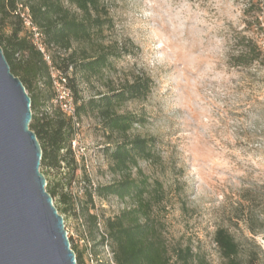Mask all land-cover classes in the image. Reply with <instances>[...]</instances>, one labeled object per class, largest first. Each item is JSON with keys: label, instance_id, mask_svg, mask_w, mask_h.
<instances>
[{"label": "rangeland", "instance_id": "rangeland-1", "mask_svg": "<svg viewBox=\"0 0 264 264\" xmlns=\"http://www.w3.org/2000/svg\"><path fill=\"white\" fill-rule=\"evenodd\" d=\"M104 3L113 24L105 29L102 42L115 47L118 55L91 83L78 74V88L87 100L139 75L152 79L147 99L128 102L120 112L144 120L130 135L156 138L158 157L141 161L139 168L151 181L163 184L165 200L155 212L164 223L169 246H191L212 264H223L214 236L219 228H226L243 244L254 239L257 263L264 264V232L252 235L236 217L246 188H256L262 197L255 209H264V65L231 64L242 36L264 49V0ZM5 32H11L10 25ZM82 46L90 48L75 45ZM49 53L64 56L56 48ZM60 72L74 77L72 68ZM51 108L49 103L41 112ZM108 142L97 115H83L71 143L75 163L63 162L58 170L41 167L71 245L82 253L84 264L112 258L109 247H94L88 226L74 213L86 202L87 190L118 179L110 172L104 152ZM133 174L137 175L136 169ZM62 194L69 196L73 207L62 201ZM94 199V212L105 218L130 205L116 197Z\"/></svg>", "mask_w": 264, "mask_h": 264}, {"label": "trees", "instance_id": "trees-1", "mask_svg": "<svg viewBox=\"0 0 264 264\" xmlns=\"http://www.w3.org/2000/svg\"><path fill=\"white\" fill-rule=\"evenodd\" d=\"M19 3L28 7L33 21L43 33L46 50L56 48L64 52L62 57L50 54L54 67L59 71L73 69L74 77L67 78V86L74 98L78 121L83 115H97L108 137L104 152L110 160V172L118 179L99 185L93 191L87 190L86 202L78 208V213L74 209L75 215L88 226L94 247L107 246L110 249L111 260H100L99 264H212L205 254L195 252L191 246H169L164 223L155 212L165 200L163 184L159 180L151 181L139 168L141 161L151 162L158 157L156 138L130 135L144 120L134 113L120 112L128 102L147 99L152 79L139 75L119 88H110L107 93L95 94L87 100L80 95L77 75H81L85 83H91L93 78L103 75L110 59L118 55L115 47L102 42L105 29L113 24L104 0H0V47L11 72L22 81L32 99L30 128L42 147L41 167L58 170L63 162L66 165H71L69 160L75 163L71 146L75 124L53 104L56 92L50 67L15 14ZM9 25L11 32L7 34L5 28ZM75 45H89L90 48H76ZM237 47V54L231 58L232 66L264 65V49L258 42L242 36ZM49 103L51 112H41ZM87 181L90 183L88 178ZM255 189L243 190L236 209L240 214L236 217L246 224L252 235L257 236L264 232V218H261L264 209L262 207L258 212L255 209L256 202L262 197H258ZM47 190L52 197L55 196ZM95 196L103 200L116 197L130 205L113 217H101L94 212ZM61 199L73 207L69 196L62 194ZM214 241L223 264H258L254 239L247 240L248 247L237 241L226 228H219ZM72 249L77 264H84L82 253L77 252L74 245Z\"/></svg>", "mask_w": 264, "mask_h": 264}, {"label": "water", "instance_id": "water-1", "mask_svg": "<svg viewBox=\"0 0 264 264\" xmlns=\"http://www.w3.org/2000/svg\"><path fill=\"white\" fill-rule=\"evenodd\" d=\"M32 99L0 47V264H77L47 190Z\"/></svg>", "mask_w": 264, "mask_h": 264}, {"label": "built area", "instance_id": "built-area-1", "mask_svg": "<svg viewBox=\"0 0 264 264\" xmlns=\"http://www.w3.org/2000/svg\"><path fill=\"white\" fill-rule=\"evenodd\" d=\"M15 14L20 17L24 29L29 34L36 48L43 54L45 61L50 67V73L53 80V87L56 92V98L54 100V103L56 102L55 105L59 106L64 115L67 118L72 119L76 126H79V121L76 116V106L74 104V98L72 92L67 86L68 79L54 67L52 57L50 53L46 50V46L44 44L43 33L33 21L28 7L24 6L21 3L17 4ZM92 261H95L94 258L92 259Z\"/></svg>", "mask_w": 264, "mask_h": 264}]
</instances>
